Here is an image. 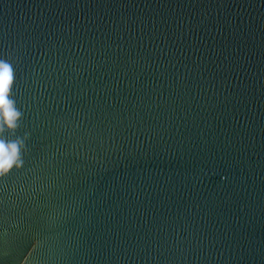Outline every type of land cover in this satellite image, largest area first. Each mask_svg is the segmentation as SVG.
<instances>
[{"label": "water", "instance_id": "1", "mask_svg": "<svg viewBox=\"0 0 264 264\" xmlns=\"http://www.w3.org/2000/svg\"><path fill=\"white\" fill-rule=\"evenodd\" d=\"M0 59V264H264V0H0Z\"/></svg>", "mask_w": 264, "mask_h": 264}, {"label": "clouds", "instance_id": "2", "mask_svg": "<svg viewBox=\"0 0 264 264\" xmlns=\"http://www.w3.org/2000/svg\"><path fill=\"white\" fill-rule=\"evenodd\" d=\"M14 82L13 66L6 60L0 59V178L10 175L14 169L24 165L22 150L26 148V140L30 134L23 137L15 136L8 139L5 132L15 135L23 113L10 98Z\"/></svg>", "mask_w": 264, "mask_h": 264}]
</instances>
